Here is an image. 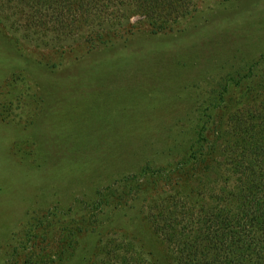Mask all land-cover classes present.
<instances>
[{"label": "rangeland", "instance_id": "1", "mask_svg": "<svg viewBox=\"0 0 264 264\" xmlns=\"http://www.w3.org/2000/svg\"><path fill=\"white\" fill-rule=\"evenodd\" d=\"M192 8L65 48L0 23V264H175L144 211L192 175L149 173L195 147L212 168L235 106L264 104V0Z\"/></svg>", "mask_w": 264, "mask_h": 264}, {"label": "trees", "instance_id": "2", "mask_svg": "<svg viewBox=\"0 0 264 264\" xmlns=\"http://www.w3.org/2000/svg\"><path fill=\"white\" fill-rule=\"evenodd\" d=\"M192 5L193 0H0V23L29 44L65 48L102 42L136 17L160 32ZM229 90L226 85L223 93ZM246 105L235 106L222 134L233 144L217 145L223 153L212 168L195 147L190 160L173 169L144 170L162 180L192 175L191 192L164 190L144 211L175 264H264V104ZM121 264L143 262L130 257Z\"/></svg>", "mask_w": 264, "mask_h": 264}]
</instances>
